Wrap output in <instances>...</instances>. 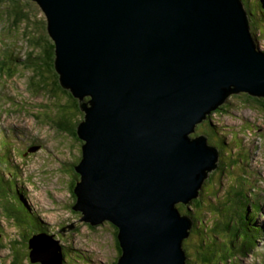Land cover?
<instances>
[{
    "label": "water",
    "instance_id": "95a60500",
    "mask_svg": "<svg viewBox=\"0 0 264 264\" xmlns=\"http://www.w3.org/2000/svg\"><path fill=\"white\" fill-rule=\"evenodd\" d=\"M33 1L60 84L84 112L73 210L118 228L116 264H187L194 220L178 204L201 196L221 155L190 133L232 94L264 97V50L243 0ZM29 248L31 262L63 264L53 235Z\"/></svg>",
    "mask_w": 264,
    "mask_h": 264
},
{
    "label": "rangeland",
    "instance_id": "374dc122",
    "mask_svg": "<svg viewBox=\"0 0 264 264\" xmlns=\"http://www.w3.org/2000/svg\"><path fill=\"white\" fill-rule=\"evenodd\" d=\"M244 2L253 14L259 1ZM17 6L24 13L19 20L15 14L18 11L12 10ZM249 13L250 28L255 30V26L262 33L261 40L255 41L264 50V21L258 13L251 16L252 26ZM0 27L8 29L10 37L16 36L19 45L14 54L10 47L0 48V104L6 113L0 117V130L8 128L0 145V264H40L30 262L28 255V232L36 234L31 228L35 217L51 228L48 232L63 249L71 246L77 251V255L65 254L70 264H113L120 253L112 224L105 221L94 228L81 222V214L72 208L75 178L71 172L81 156L82 144L75 135L60 129L56 121L63 115L76 125L83 119V111L69 104L70 96L63 89L55 96L50 90L43 92L35 83L37 72L24 63L34 41L39 38L42 45V37H50L47 17L37 1L0 0ZM10 73L13 76L5 77ZM259 106L248 93L241 92L228 96L222 108L211 114V121L220 126L218 131L222 129L219 135L225 133L219 137L227 139L222 144L221 138L219 144L224 154L222 166L210 172V185L206 183L208 187L200 196L203 204L197 212L201 211L203 218L198 221L199 230L187 239L189 264H264V113ZM203 129L202 121L190 135L204 134ZM28 144L38 145L26 152L28 157L22 156L19 147L26 151ZM245 212L250 221L243 227ZM19 221H23L20 226ZM252 232L262 235L261 239L250 238L247 243ZM247 245L249 250H245ZM52 249L55 251L54 245Z\"/></svg>",
    "mask_w": 264,
    "mask_h": 264
},
{
    "label": "trees",
    "instance_id": "16d2710c",
    "mask_svg": "<svg viewBox=\"0 0 264 264\" xmlns=\"http://www.w3.org/2000/svg\"><path fill=\"white\" fill-rule=\"evenodd\" d=\"M258 1H259L258 4L253 9L254 13L252 14V9H250L245 4V2L243 0L246 9L248 10V12L251 13V14L249 13L250 14L251 22H252V17L251 16H255V15H259V14L261 15L262 20L264 21L263 15L261 13V11L264 13V0H258ZM12 10L18 11V13H15L16 14V20L21 19L20 16L21 15H24V13L19 8V6H17V8H14ZM255 10L259 14L256 13ZM23 19H25V18H23ZM252 26H254L253 25V22H252ZM254 28H255V30L251 28V33H252L254 39L261 40L262 33H260L255 26H254ZM42 38L44 39L42 45L40 44V40L41 39H39V38H37L35 41L34 40H31V42L34 41V44H33L34 45V48L32 47L31 51L28 52V54L25 56V59H24L25 62L24 63L27 64V65H29L30 66L29 68L32 69L33 72H37V73H35V75H36L35 77H37V81L35 83L40 84L39 85L40 86V89H43L44 91H49L50 90L54 94L52 96H55L56 95L57 90L63 89L64 91H67L68 95L70 96L69 104H71L73 107L79 108L78 99L68 89H65L60 84V81H59L60 80V75L57 72L56 67H55V57H56V44H55V41L53 40V38L51 36L50 37H44L43 36ZM38 48H40V51L39 52H38V50H39ZM50 79L52 81L49 83V80ZM49 84H50V87H49ZM250 97L252 99H254L258 104H260V106H259L260 109L259 110L264 113V97H257V96H252V95H250ZM220 108H222V107H220ZM81 115H82L81 117H83L84 116V112L81 113ZM80 119H82V118H80ZM205 120H206V122L204 124V129L201 130V131H203V133H205V134H207L209 136L208 137V142L211 145H214V146H217L218 147V149H219V151L221 153V161L219 162V166H218L220 168L222 166V163H223L222 156H224V154H223L222 148H220L219 144L222 143L221 142V138H224L222 144H225L224 142H226V139L227 138L225 136L219 137V136L225 135V133H221V135H219V133L222 131V129H220L218 131V127L220 128V126L216 125L215 123H213L211 121L212 120L211 113H208L207 114V117H206ZM207 123H208V125H206ZM56 124L58 125V127L60 129L64 130L65 132H67V133L70 132L69 134L75 135L78 138V140L81 142V144L83 143V141L79 139L78 133H77V126L79 125V121L76 123V125H71L69 122H67V119L66 118L64 119V117L62 115L61 117H59L57 119ZM2 135H3V137H5L4 136V133H2ZM215 137H217V138L215 139ZM80 159H81V156H80L79 160ZM71 173H73L72 174L73 175V178H75V180L73 181V183L71 185V192H72L74 201H76V195H75V193L73 191V187L75 186L76 178L79 176V174L75 171V168L72 170ZM210 176L205 180L204 185H203V188H207L208 187V186L206 187V183H209L212 180L210 178ZM209 185H210V183H209ZM19 192H18V196L21 197L22 195ZM191 203H192V205H189V204H187V205L179 204L180 205L179 206V209L183 211L182 213L188 215L189 217H191L194 220V225H193V228H192V232H191V234L189 236V240L192 238L191 237L192 234L195 231L197 232L199 230V227H198V224L199 223H198V221H200V217L203 218L202 217L203 216L202 215V212L201 211L199 213L197 212V210L200 209L201 205L203 204V200L200 197H198V198L193 199L191 201ZM246 211H248V210H246ZM25 212H27V211L24 210V213ZM27 214L28 213H26V217H27ZM244 216L247 218V213L246 212L244 213ZM242 217H243V215H242ZM27 218H29V216ZM34 221H36V222H34ZM249 221L250 220L248 218L247 219H243L242 220L243 227L245 225H247ZM22 223H23V221H19L18 225L20 226ZM42 223L43 222L41 220H39L38 217H35L34 220L31 219V228L33 229V232L34 233H37V232H38V234L39 233H44V232L49 233L48 231H50L51 228L44 227V225ZM41 225H43V227ZM26 227H27V229H29L30 228V225L27 224ZM226 229L227 230L229 229V226L228 225H227V228ZM248 230L250 231L249 226H248ZM257 231L260 234V232H259L258 229H257ZM27 232H28V230H27ZM115 232H116V242H117V245H118V251L121 254L122 251H121V247L119 245V240L117 238L118 228H116V231ZM261 233H262V229H261ZM57 235L60 236V238H61V235L60 234H57ZM258 237H261V235L260 236L259 235H255V234L253 235V232H252L251 237L250 236H247V243L249 242L250 238H252L255 241V239H258ZM187 239L188 238H186L184 240L185 243H183V246L185 248V251L188 248V247H186V245L188 244V241H189ZM199 247L201 248L202 245L200 244ZM245 250H249L248 245H247V247L245 246ZM67 253H71L72 255H77V251L76 250L70 249V246L65 247L63 249V264H70L66 260V258H65V254H67ZM186 253H187V251H186ZM78 254H80V253L78 252ZM117 260H118V257L115 259V261H114L113 264H116L117 263ZM30 262H31V260H30ZM187 264H189V261L187 262Z\"/></svg>",
    "mask_w": 264,
    "mask_h": 264
},
{
    "label": "clouds",
    "instance_id": "9594fccd",
    "mask_svg": "<svg viewBox=\"0 0 264 264\" xmlns=\"http://www.w3.org/2000/svg\"><path fill=\"white\" fill-rule=\"evenodd\" d=\"M45 15H46V14H45ZM46 17H47V16H46ZM257 46L260 48V46H259L258 44H257ZM260 49H261V48H260ZM89 98H91V97H89ZM217 110H218V109H217ZM217 110L212 111V112H210V113H211V114H212V113H217ZM81 120H82V119H81ZM204 120H205V119H204ZM204 120H203V121H204ZM204 134H205V133H204ZM199 135H200V134H199ZM205 135H206V134H205ZM80 140H81V139H80ZM79 161H80V160H79ZM79 161H78V162H79Z\"/></svg>",
    "mask_w": 264,
    "mask_h": 264
},
{
    "label": "flooded vegetation",
    "instance_id": "af4514ba",
    "mask_svg": "<svg viewBox=\"0 0 264 264\" xmlns=\"http://www.w3.org/2000/svg\"><path fill=\"white\" fill-rule=\"evenodd\" d=\"M205 122H206V120L203 121V124H205ZM206 125H208V123ZM41 226L43 227V225H41ZM112 226L114 227L113 229L116 231V227L113 224H112ZM109 264H111V263H109Z\"/></svg>",
    "mask_w": 264,
    "mask_h": 264
},
{
    "label": "bare ground",
    "instance_id": "6f19581e",
    "mask_svg": "<svg viewBox=\"0 0 264 264\" xmlns=\"http://www.w3.org/2000/svg\"><path fill=\"white\" fill-rule=\"evenodd\" d=\"M9 190V189H8Z\"/></svg>",
    "mask_w": 264,
    "mask_h": 264
}]
</instances>
